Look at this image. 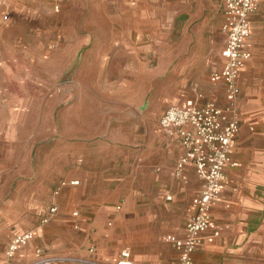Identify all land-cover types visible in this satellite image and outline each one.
<instances>
[{
    "label": "rangeland",
    "instance_id": "obj_1",
    "mask_svg": "<svg viewBox=\"0 0 264 264\" xmlns=\"http://www.w3.org/2000/svg\"><path fill=\"white\" fill-rule=\"evenodd\" d=\"M57 3L56 12L52 0H0V252L13 226L22 224L46 236L55 232L62 248L81 249L86 235L71 228L65 214L50 229L39 223L64 173L89 172L96 164L99 169L105 159L96 163L97 157L127 154L146 134L155 140L161 114L182 106L185 96L195 98L196 90L204 102L213 101L193 76L212 83L209 75L224 44L217 0ZM202 65L203 73L195 70ZM213 102L228 106L225 97ZM239 119L241 127L240 112ZM85 144L82 165L77 155ZM100 187L97 201L106 209L132 203L127 180L112 182L109 192ZM38 203L40 211L29 212ZM263 238L236 256L201 248L196 259L264 264Z\"/></svg>",
    "mask_w": 264,
    "mask_h": 264
},
{
    "label": "crops",
    "instance_id": "obj_2",
    "mask_svg": "<svg viewBox=\"0 0 264 264\" xmlns=\"http://www.w3.org/2000/svg\"><path fill=\"white\" fill-rule=\"evenodd\" d=\"M217 2L219 32L224 37V44L218 50V64L213 66L210 74L222 69L225 62L222 51L227 35L221 29L224 1ZM250 23L251 32L244 47L251 52V58L238 77L241 94L237 100V108L241 115V127L231 154L232 162H238L239 165L229 164L226 167L221 194L212 203V216L222 227L221 233L215 236L212 231L204 232L197 251L201 248L206 251L216 248L236 256L247 251L251 240L257 241L264 237V55L260 54L264 50V0L260 1L258 9L250 15ZM203 69L202 65L195 70L203 73ZM183 70L182 84L186 85V69L183 67ZM193 79L204 89L206 99L224 101L225 87L222 82L209 84L201 76H193ZM187 100L185 96L183 105ZM156 139L159 141L158 147H155ZM111 142L117 143L116 136ZM118 143L131 142L120 139ZM87 146L85 144L77 155L82 165ZM127 149V154L120 150L106 158L97 157L94 160L96 163L98 159H105L103 167L99 169L96 164L89 172L81 169L77 175L64 173L65 178L59 180L53 188L50 204L40 213L41 219L47 215L49 207L57 206V212L42 226H46L45 230L50 229L65 214L70 227L80 231L82 236L86 235L81 249L76 246L62 248L55 232L46 236L36 228L34 237L15 252L10 264L30 262L36 257L37 248L44 255L74 256L101 264H116L123 250H128L129 258L137 264H177L179 252L165 241V236L174 234L182 238L186 235L191 202L200 193L201 182L192 166L185 168L186 180L174 174L176 162L181 155L180 139L178 136L166 135L159 119L155 140L153 134H146L144 140L138 144L132 143ZM71 180H78L79 183L71 185ZM124 180H127L129 200L132 202L128 208L117 204L106 209L103 204L98 203L101 184L104 191L109 192L112 182ZM167 195L171 196L170 200L166 199ZM79 197L80 200H76ZM39 204H33L29 212L38 213L42 208ZM73 211H77L78 215L73 216ZM32 228L24 224L13 226L7 243L16 234ZM66 228L72 231L69 227ZM261 230L263 236L258 237ZM74 236L75 233L69 232L67 237ZM4 250L0 252V264L5 260ZM196 252L194 261L200 264L196 259ZM246 262L248 264L249 261Z\"/></svg>",
    "mask_w": 264,
    "mask_h": 264
},
{
    "label": "built area",
    "instance_id": "obj_3",
    "mask_svg": "<svg viewBox=\"0 0 264 264\" xmlns=\"http://www.w3.org/2000/svg\"><path fill=\"white\" fill-rule=\"evenodd\" d=\"M54 10H59L57 0ZM223 22L221 29L227 35L226 45L222 51L225 58L222 69L210 74L213 83L222 82L225 87L226 108L219 107L213 101L204 102L203 94L196 90V96L188 99L184 105L168 107L159 117V124L168 136H178L181 143V155L178 158L174 174L186 180L184 173L187 166H192L201 182L200 193L191 202V215L186 224V235L178 237L174 234L165 236L179 252V264H195L194 254L202 243L204 232L212 231L219 236L222 227L212 216V203L221 194L222 184L226 178V167L232 162L234 140L240 130L237 100L241 94L238 77L251 52L245 49V41L251 32L250 15L258 9L261 0H223ZM77 185L78 180H71ZM59 188H57L56 193ZM170 200L171 196L167 195ZM57 212L52 205L46 216L39 221L45 224ZM73 216L78 212L73 211ZM36 228L16 234L7 243L3 264H10L15 252L28 243L35 235ZM101 264L74 256L44 255L36 249V257L26 264ZM116 264H137L129 258V251L123 250Z\"/></svg>",
    "mask_w": 264,
    "mask_h": 264
}]
</instances>
